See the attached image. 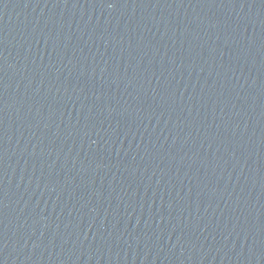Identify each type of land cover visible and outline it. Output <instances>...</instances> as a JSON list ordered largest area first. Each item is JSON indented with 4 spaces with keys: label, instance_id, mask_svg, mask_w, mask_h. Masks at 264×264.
<instances>
[{
    "label": "water",
    "instance_id": "95a60500",
    "mask_svg": "<svg viewBox=\"0 0 264 264\" xmlns=\"http://www.w3.org/2000/svg\"><path fill=\"white\" fill-rule=\"evenodd\" d=\"M0 264H264V0H0Z\"/></svg>",
    "mask_w": 264,
    "mask_h": 264
}]
</instances>
